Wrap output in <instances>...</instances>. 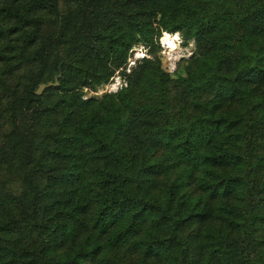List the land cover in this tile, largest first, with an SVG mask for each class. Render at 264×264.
Masks as SVG:
<instances>
[{"label":"trees","instance_id":"obj_1","mask_svg":"<svg viewBox=\"0 0 264 264\" xmlns=\"http://www.w3.org/2000/svg\"><path fill=\"white\" fill-rule=\"evenodd\" d=\"M65 3L79 26L59 55L48 106L36 94L50 59L42 30L60 17L59 0H0V130H15L24 112L62 115L24 146L30 172L21 195L7 197L17 215L0 224V262L8 253L24 262L7 237L12 223L30 221L73 248L57 264H264V0ZM73 18L63 19L69 35ZM160 29L196 39V61L208 66L204 80H173L176 102L170 75L150 61L140 72L151 75L147 96L132 87L93 106L74 91L107 83L132 45L153 43ZM206 172L199 197L185 196ZM39 176L51 191L38 188ZM215 215L223 224L207 227Z\"/></svg>","mask_w":264,"mask_h":264},{"label":"rangeland","instance_id":"obj_2","mask_svg":"<svg viewBox=\"0 0 264 264\" xmlns=\"http://www.w3.org/2000/svg\"><path fill=\"white\" fill-rule=\"evenodd\" d=\"M66 0H59L60 17L51 22L43 28V33L49 37L48 50L50 54L49 65L43 75V80H41L36 90L39 88L41 83H55L59 85V76H57V66L56 63L59 59V55L65 52L66 46H68V40L70 37L76 33V28L78 25V20L80 16L76 12V8H70L66 3ZM74 12L75 18L72 19L71 26L68 27V32L64 30L62 24L63 19L68 13ZM157 25V23L155 24ZM163 29H160V34L156 33L153 43L144 42L142 40L133 44L128 51V57L126 62L119 69L116 70L114 76L105 83L98 85L96 88L90 87H80L75 89L81 95L82 100L90 101L93 106L99 104L100 100L105 97H116L119 101L121 96H123V89L135 88L133 90L136 94H143L147 96L149 89L151 88V75H140V72L144 69V62L150 61L154 65H159L162 70L170 75L171 82L173 86L169 88L168 96L169 102H176L178 94V87L176 82L173 80L182 77H198L202 80L206 79L205 72L208 71V66L205 63L198 64L196 58L199 56V46L196 39L185 40L181 32H170L171 34H166ZM78 77L73 78L72 84L78 82ZM54 87V86H51ZM50 88V87H48ZM177 88V91H176ZM47 89V88H46ZM42 92L44 95V103L48 106L54 105V95L52 91L55 89H50ZM263 93V90H259ZM258 91V92H259ZM108 100L105 98L104 101ZM171 100V101H170ZM171 104V103H170ZM230 108L234 110L241 108V103L235 99L232 101ZM195 112V108H191L189 113ZM60 114V115H59ZM198 114L199 111H198ZM60 116V117H59ZM61 112L59 108H54L44 114H39L37 112L32 115L28 120L26 112H24L17 122V127L15 130L10 131L6 127L0 130V224L4 221L10 220V217L16 218L17 209L14 206H10L7 200L9 194L20 196L24 190L28 178L30 169L28 167V160L25 156V144L30 136L35 133L44 132L52 128V123L59 122L61 119ZM107 123L103 125L102 130H105ZM205 145V144H204ZM164 147V146H162ZM207 146H203L200 150L201 154L205 153ZM163 150V148H162ZM176 165V164H175ZM57 170L60 171L63 167H66V162L58 160L55 163ZM236 171V170H235ZM180 172L179 168L171 169L169 171V181ZM209 172L200 173L197 177L191 181L193 183V190L191 187L188 189V193L185 196H192L193 199L199 197L198 192L195 190L199 189L198 183L200 182V177H209ZM211 175V174H210ZM84 177V176H83ZM38 188L42 191H51L52 187L47 186V181L45 177L39 176L36 178ZM171 182H168V184ZM169 187V186H168ZM185 188H181L183 191ZM165 190V188H164ZM240 191V190H239ZM183 196V199H185ZM218 203H223L219 201ZM41 205L44 204V200L41 201ZM9 214V219L7 220V215ZM218 215H215L213 219L206 223L207 227H217L223 224ZM12 218V219H14ZM59 221V220H58ZM39 222V221H38ZM60 223V221H59ZM52 224L51 232L57 231V225ZM12 231L8 232V240L13 241V247L20 253L26 255V259L23 262L21 258L17 262V258L13 257L9 259L12 254L8 253V258L3 261V264H9V262H15V264H44V262L50 264H57L60 260H65L69 257V253L73 251L70 244L54 240V235L52 234L49 238L48 234H42L43 224L31 223L26 221L21 227L16 226V224H11ZM210 231V230H209ZM60 234L64 235L63 231H59ZM238 232L233 233V238L236 240L238 238ZM49 246L45 251L42 248ZM78 249V247H77ZM259 250L264 251V245L259 248ZM43 254H47L44 256ZM2 264V262H0Z\"/></svg>","mask_w":264,"mask_h":264},{"label":"water","instance_id":"obj_3","mask_svg":"<svg viewBox=\"0 0 264 264\" xmlns=\"http://www.w3.org/2000/svg\"><path fill=\"white\" fill-rule=\"evenodd\" d=\"M58 84V82H55V83H41L39 88L36 90V94L40 95L42 94V92L48 88V87H51V86H56Z\"/></svg>","mask_w":264,"mask_h":264}]
</instances>
